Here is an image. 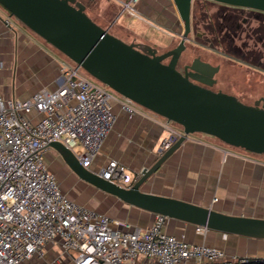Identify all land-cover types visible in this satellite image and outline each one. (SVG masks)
Segmentation results:
<instances>
[{
    "label": "built area",
    "instance_id": "built-area-1",
    "mask_svg": "<svg viewBox=\"0 0 264 264\" xmlns=\"http://www.w3.org/2000/svg\"><path fill=\"white\" fill-rule=\"evenodd\" d=\"M138 1H122V13L133 12ZM61 73L56 89H41L27 100L5 98L0 79V264L43 259L50 244L59 245L76 264H134L141 257L158 264H246V258L168 235L163 215H156L149 229L124 232L114 229L106 215L67 197L45 162L52 143L63 144L91 169L117 121L113 100L131 117H163L104 87L69 59ZM173 124L165 119L170 133L163 150L184 134ZM99 175L121 187L136 178L116 160Z\"/></svg>",
    "mask_w": 264,
    "mask_h": 264
},
{
    "label": "crops",
    "instance_id": "crops-1",
    "mask_svg": "<svg viewBox=\"0 0 264 264\" xmlns=\"http://www.w3.org/2000/svg\"><path fill=\"white\" fill-rule=\"evenodd\" d=\"M98 7L97 22L103 26L108 22L109 29H118L127 39V43L149 45L145 33L140 32L138 23L162 30L173 38L174 29L180 28L181 22L175 16L173 0H139L133 6V12H123L122 1L128 0H79ZM128 13L125 17L123 14ZM88 15L92 18V16ZM93 19V18H92ZM168 25L174 28H169ZM24 26V27H22ZM30 39L28 28L19 20L11 17L0 5V56L17 58L24 53L25 42L19 44L17 38ZM119 37V36H117ZM34 47L37 45L33 43ZM52 65L59 66L67 59L50 57ZM32 65L31 60H28ZM27 61V62H28ZM4 69V68H3ZM0 69L2 94L5 98L15 95L4 85L7 71ZM43 73H34V80L42 84L34 87L21 100H27L41 89L57 88L56 75L49 67ZM62 75V73H61ZM112 108L117 115L116 124L106 138L101 152L91 166L97 174L111 160H116L126 167L127 174L138 177L150 168L160 157L163 141L169 136L165 119L129 116L123 112L118 99L112 101ZM31 117H35L32 115ZM39 120L38 117L35 121ZM177 130L179 126L173 125ZM45 162L49 169L56 165L66 174L68 185L63 188L65 180L60 181L62 191L68 198L85 208L106 215L114 229L132 231L149 229L153 226L156 214L126 204L115 196L105 193L79 179L63 161L61 155L53 148L47 151ZM70 181V182H69ZM142 190L147 193L176 198L208 207L229 215L264 219V156L251 154L242 149L223 144L218 139L194 134L174 152L159 171L147 182ZM197 226L179 220L167 219L163 230L165 233L191 245H207L223 250L229 256H238L248 260L264 261V240L243 237L207 230L197 231ZM42 264H76L73 257L62 251L59 245L50 244L46 248ZM134 264H158L152 258H139Z\"/></svg>",
    "mask_w": 264,
    "mask_h": 264
},
{
    "label": "water",
    "instance_id": "water-1",
    "mask_svg": "<svg viewBox=\"0 0 264 264\" xmlns=\"http://www.w3.org/2000/svg\"><path fill=\"white\" fill-rule=\"evenodd\" d=\"M264 12V0H210ZM193 0H173L181 31L179 45L163 54L127 43L98 25L79 0H0L11 17L36 33L92 78L114 93L182 128L183 135L159 159L121 187L82 166L63 144L50 146L81 180L128 205L207 230L264 240V219L229 215L172 197L147 193L143 186L168 158L194 134L214 137L223 144L264 156V106L247 105L236 97L216 93L191 82L176 68L186 49ZM171 57L166 64L163 61Z\"/></svg>",
    "mask_w": 264,
    "mask_h": 264
},
{
    "label": "flooded vegetation",
    "instance_id": "flooded-vegetation-1",
    "mask_svg": "<svg viewBox=\"0 0 264 264\" xmlns=\"http://www.w3.org/2000/svg\"><path fill=\"white\" fill-rule=\"evenodd\" d=\"M174 30L181 31V28ZM175 39L176 44L165 51L143 46L163 55L179 45L181 40L175 36L169 40L170 44ZM170 61L171 57L163 62ZM176 68L196 85L263 108L264 95L254 98L241 85H253L256 74L264 76V12L210 0H193L186 49ZM237 70L248 78H237L234 74Z\"/></svg>",
    "mask_w": 264,
    "mask_h": 264
},
{
    "label": "rangeland",
    "instance_id": "rangeland-1",
    "mask_svg": "<svg viewBox=\"0 0 264 264\" xmlns=\"http://www.w3.org/2000/svg\"><path fill=\"white\" fill-rule=\"evenodd\" d=\"M120 7L122 9L121 5ZM88 12L92 16L93 20H96L97 22H102L98 19L99 11L96 5L91 4L89 7V11L87 10V13ZM127 14L128 13L123 14V17H125ZM137 26L140 32L145 33V38L147 39V41H149L148 43H150L152 46L159 49L160 51H165L176 44L177 41L176 39L172 42V44H170L169 37L166 34H164L162 30L152 28L142 22H139ZM102 27L107 29L108 22ZM109 30L111 34L115 36H119L118 38L121 37L127 39V37L124 34H122V32H120L118 29H109ZM28 33L30 34V39L24 38L23 40H21L20 36L17 38V42L19 44L25 42L24 53H22L21 56L18 55L17 58L14 57L5 58L3 56H0V69L4 68L3 70L7 71L6 75H4L3 77L4 85L8 89H10V91L15 95V98L20 100L23 99L26 95H28L29 92L38 84H42L41 80L38 81L34 80L35 78L34 73H40V71H43V73H45V71H47L46 70L47 67L51 68L54 74L56 75L57 78L56 85L58 86L62 82L59 66L56 64H54L53 66L52 61L50 60L51 58H49V56L56 57L60 60L68 59L65 55H63L56 48H54L52 45H50L48 42H46L36 33L31 31L29 28H28ZM33 43L37 45V48L34 47V45H32ZM28 60H31L34 64L32 65L31 63H29ZM234 74L240 80L241 79L244 80V78L245 79L248 78L246 75L244 76L238 70ZM253 82L254 83L251 86L241 85V87L251 92V95H253L254 98H258L264 95V76L260 74H256V76L253 77ZM103 86L106 87L105 85ZM51 168L56 173L60 181L62 179L63 181L65 180L66 174L64 171H62V169H59L56 165L52 166ZM67 185L68 182H66L65 180V184L63 185V188H66L65 186ZM42 263H43L42 259L33 258L25 262L24 264H42Z\"/></svg>",
    "mask_w": 264,
    "mask_h": 264
},
{
    "label": "trees",
    "instance_id": "trees-1",
    "mask_svg": "<svg viewBox=\"0 0 264 264\" xmlns=\"http://www.w3.org/2000/svg\"><path fill=\"white\" fill-rule=\"evenodd\" d=\"M84 5L86 6V8H88V5H86V4H84ZM89 7H90V5H89ZM246 264H264V261H261V260L260 261L259 260H248V262Z\"/></svg>",
    "mask_w": 264,
    "mask_h": 264
}]
</instances>
